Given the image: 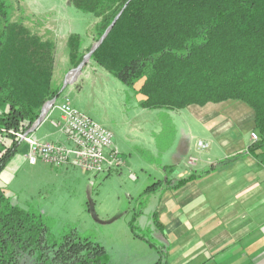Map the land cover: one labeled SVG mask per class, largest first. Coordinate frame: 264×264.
Returning a JSON list of instances; mask_svg holds the SVG:
<instances>
[{
	"label": "trees",
	"instance_id": "trees-1",
	"mask_svg": "<svg viewBox=\"0 0 264 264\" xmlns=\"http://www.w3.org/2000/svg\"><path fill=\"white\" fill-rule=\"evenodd\" d=\"M71 2L98 19L96 40L120 13L90 60L139 94L140 107L169 111L241 100L254 111L258 138L251 150L264 157V0ZM13 11L10 0H0V172L18 151L16 134L29 131L42 106L60 94L52 83V42L31 33L21 19L12 20ZM66 44L69 64L75 67L90 46L82 49L78 34H71ZM155 184L142 195L155 190ZM141 212L133 213L129 227L157 253L152 264H167V245L157 246L134 230ZM152 218L161 230L154 214ZM25 255L37 264H109L98 241L75 227L54 230L51 218L14 203L0 190V264H21Z\"/></svg>",
	"mask_w": 264,
	"mask_h": 264
},
{
	"label": "crops",
	"instance_id": "crops-1",
	"mask_svg": "<svg viewBox=\"0 0 264 264\" xmlns=\"http://www.w3.org/2000/svg\"><path fill=\"white\" fill-rule=\"evenodd\" d=\"M57 1L52 8L56 19L50 26L57 33L52 71L53 83L60 87L57 98L72 95L74 108L100 125L112 128L106 116L96 114L92 101L96 91L115 86L104 68L91 61L77 83L65 87V79L55 77L63 75L65 78L70 65L68 37L78 34L82 38V49L87 43L84 29L77 32L80 24L70 15L71 0ZM140 101L141 98L135 101L133 115H125L122 124L114 129V146L124 160V167L132 171L133 176V171L138 169L143 174L134 186L136 193L142 192L151 179H159L155 190L145 195L148 203L145 213L154 214L161 225L160 238L168 247L166 263L264 264V157L250 147L254 142L251 133L255 131L253 109L241 100L228 99L169 110L174 137L170 146L159 152L151 139L153 133L162 132V124L157 113H138L139 109L148 110L139 106ZM29 136L40 142L72 146L57 108L49 110ZM198 140L208 146L198 147ZM134 146H145L159 156L160 162L150 163L136 157L137 162L131 163ZM27 154L28 144H20L17 153L0 172V190L8 192L10 188H19L23 177L20 169L23 162H28ZM31 165L50 185L65 177L71 178L75 185L82 183L78 170H84L71 161L58 167L42 160ZM166 167H170L168 173ZM190 175L195 177L177 185ZM22 201L26 203L25 198ZM55 202L53 198L46 204L52 210ZM156 259L157 255L154 262Z\"/></svg>",
	"mask_w": 264,
	"mask_h": 264
},
{
	"label": "rangeland",
	"instance_id": "rangeland-1",
	"mask_svg": "<svg viewBox=\"0 0 264 264\" xmlns=\"http://www.w3.org/2000/svg\"><path fill=\"white\" fill-rule=\"evenodd\" d=\"M10 1L14 7L12 20L21 19L23 25L27 27L31 33L40 36L43 40L52 42L54 46L57 33L52 31L50 26L53 20L56 19L52 8L58 1ZM68 7L72 18L80 24V29H78L77 32L81 33L84 29L83 34L87 38V43L83 49L86 50L97 41L94 30L97 18H94L92 14L77 10L71 3H69ZM81 21L83 24H81ZM74 32H76V30ZM90 63L91 60L89 59L82 67V70ZM75 67L69 65L65 73V78L63 75H56V79H59V77H61V80L62 78L66 79L69 71ZM80 74L67 85H75ZM110 79L116 87L114 86L111 87V89L109 87L106 90L96 91L92 101L96 114L106 116L110 120L112 128H106L115 134L114 129L116 130L117 125L122 124L125 120V115L127 117L133 115L135 101L141 96L112 76H110ZM140 83L141 80L135 83L136 89L139 87ZM53 86L60 90V87L56 84L53 83ZM54 98L59 102L65 100L66 96L64 95L58 98L56 96ZM67 99L72 106L74 103V101H72V95L67 97ZM148 110L139 109L138 113H148L151 115L157 113L163 129L161 133L152 134L151 142L156 150L162 147L168 148L174 137L173 125L171 126L170 122L167 120V117L171 120L168 116L169 112L167 110L158 109H155L157 112L155 110ZM163 116H166V118ZM160 117H162V119ZM153 122L155 121L153 120ZM27 133L30 135L31 131L29 130ZM254 133L257 134L256 131H254ZM256 140L257 139L253 141ZM23 143L27 142L20 140V144ZM152 143H150V146H152ZM132 152L133 158L131 157V160H129L131 163L135 164L137 162L135 160L136 157L150 163L158 164L160 162L159 156H155L154 153L148 151L145 146H134L132 147ZM21 166L20 172H22L23 177L22 180L20 179L19 188L16 189L14 187L12 189L10 188L8 192L5 191V194L11 197L14 203L25 207L30 206L42 212L46 217L51 218L54 223V230L59 231L63 228L75 227L82 235L98 241L104 247L109 257V264H133V261H137V264L154 263V256L157 255V253L144 240L133 235L129 227V221L133 213L139 210L142 211L139 217H136L134 230L139 234H143L157 246L163 243L160 238V230H158L157 226L152 221V215L147 216L145 213L147 211L145 208H147L148 203L146 202V196L142 195L145 186L151 185L153 182L154 184L158 183L159 179L155 181L151 179V181L146 183L141 189L142 192L136 193L134 186L136 182L142 179L143 174L140 173L139 169H136L137 171H133L135 173L133 176L132 171H129L123 165L119 169V172L109 175H95L84 169L83 172L79 169L78 171L81 173L79 177L82 180L81 184L75 185L73 181L71 182V178L65 177L60 178V180L56 182H52L53 185H50L48 181L43 180L41 175L39 176L37 172H34L35 167L28 164L27 161L23 162ZM166 173H168V169H166ZM19 174L21 173H18V175ZM137 177L138 181L136 180ZM23 198H25L26 203H23ZM53 198L56 200V205L52 207L51 210L46 203ZM72 199L74 201H72ZM141 215L142 217H140ZM21 264H37V262L34 257L25 255L21 259Z\"/></svg>",
	"mask_w": 264,
	"mask_h": 264
},
{
	"label": "built area",
	"instance_id": "built-area-1",
	"mask_svg": "<svg viewBox=\"0 0 264 264\" xmlns=\"http://www.w3.org/2000/svg\"><path fill=\"white\" fill-rule=\"evenodd\" d=\"M53 108L59 110L72 146L39 142L31 138L28 131L17 133L16 136L28 144L26 158L30 164L42 160L57 167L71 161L95 175H109L123 166L121 154L113 145L114 134L111 130L94 121L86 113L75 109L67 98L59 102L55 99L49 110ZM251 137L255 140L257 134L253 132ZM197 146L206 148L208 143L198 140Z\"/></svg>",
	"mask_w": 264,
	"mask_h": 264
},
{
	"label": "water",
	"instance_id": "water-1",
	"mask_svg": "<svg viewBox=\"0 0 264 264\" xmlns=\"http://www.w3.org/2000/svg\"><path fill=\"white\" fill-rule=\"evenodd\" d=\"M119 14L115 17L114 21L106 28V30L101 35V37L91 45L89 51L83 56L82 61L75 68H73L69 71V73H68V75L64 81V87L67 86V84L71 83L74 80V78H76L81 73L82 67L88 62L91 54L95 51V49L101 44V42L107 36L108 32L112 28V26H113L114 22L116 21V19L118 18ZM71 76H74L73 80H71ZM54 101H55V98H52L51 100L47 101L42 106L38 118L36 119V121L34 122V124L32 125V127L30 129L31 132L43 121L46 113L48 112L49 108L52 106Z\"/></svg>",
	"mask_w": 264,
	"mask_h": 264
},
{
	"label": "bare ground",
	"instance_id": "bare-ground-1",
	"mask_svg": "<svg viewBox=\"0 0 264 264\" xmlns=\"http://www.w3.org/2000/svg\"><path fill=\"white\" fill-rule=\"evenodd\" d=\"M74 76H71V80H73ZM75 79V78H74Z\"/></svg>",
	"mask_w": 264,
	"mask_h": 264
}]
</instances>
